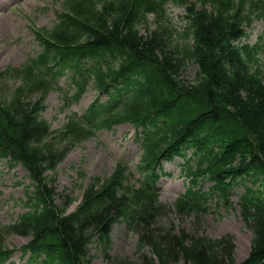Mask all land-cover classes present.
Returning <instances> with one entry per match:
<instances>
[{
	"label": "trees",
	"instance_id": "1",
	"mask_svg": "<svg viewBox=\"0 0 264 264\" xmlns=\"http://www.w3.org/2000/svg\"><path fill=\"white\" fill-rule=\"evenodd\" d=\"M103 1L102 7H90L80 16L61 21L59 42L48 43L45 53L27 65L24 78L30 84L22 98L15 103L0 98V144L23 162L37 184L27 203L30 210L8 232L30 237L27 247L36 254L47 253L48 264H92V242H104L114 222L124 214L127 201H136L134 194H117L120 173L116 172L101 189L91 185L83 204L68 213L74 200L59 194L55 178L47 174L62 161L67 147H42L49 131L37 120L32 103L33 96L41 92L34 87L40 86L39 81L44 84L33 65L48 59L69 65L74 57L109 53L112 59L91 74L98 88L103 80L123 75L134 65L142 68L139 63L146 59L156 62L161 70L142 68L145 77L138 83V94L108 124L129 121L148 125L157 116H169V131L150 145L167 148L183 128L198 121L209 147L217 150L213 154L216 176L242 174L243 182L249 184L241 198V215L252 232L251 252L244 262H236L235 245L228 238L212 243L185 232L181 236L151 229L155 212L153 202L147 201L137 231L152 255L143 256L137 264H157V259L159 264H264V82L258 74H250L252 67L231 45L243 33V17L237 20L224 6L227 1L213 0L209 5L214 10L198 15L195 30L186 33L193 43L181 51L165 31L141 34L128 1L118 9ZM188 60L199 67L192 83L181 79ZM56 194L62 198V207L56 204Z\"/></svg>",
	"mask_w": 264,
	"mask_h": 264
},
{
	"label": "rangeland",
	"instance_id": "2",
	"mask_svg": "<svg viewBox=\"0 0 264 264\" xmlns=\"http://www.w3.org/2000/svg\"><path fill=\"white\" fill-rule=\"evenodd\" d=\"M68 5L76 0H0V74L10 71V67L20 68L30 57H35L40 51L39 44L33 34V29H52L58 21V15L62 11L63 4ZM157 1V0H156ZM167 6V13L171 19L174 31L184 33L193 16L178 6L173 0H162ZM224 6L238 17L244 15L245 24L252 23L250 42L254 43L257 36L264 32V17H257L261 6L264 8V0H227ZM188 3L198 5L199 10L213 11L208 0H187ZM195 19V17H194ZM156 19L154 15L149 16L148 29L143 26L142 32L156 29ZM186 26V27H185ZM175 36H177L175 34ZM261 51V61L264 76V40ZM199 69L193 63H189L184 69V77L192 82ZM1 89H10L18 85L14 79H8ZM58 86L65 91L75 93V88L71 81V74H67L58 79ZM97 92L90 86L82 98L69 107H64V98L60 90H52L46 100V110L42 113L43 119L49 121L54 130L61 129L72 114L82 115L91 103L96 99ZM185 111V109L183 110ZM134 130L130 125L116 127L113 131H101L95 137L81 143L73 148L66 161L58 167L59 183L58 191L62 192L64 187L73 186L75 188L73 199H79L69 212L73 211L80 203L84 189L91 178L100 176L107 178L113 171L117 160H125L134 170L138 161V151L133 145ZM5 164V162H2ZM72 166L82 167L87 174L84 188L81 192V181H77L75 171ZM13 176H9L13 182L9 189L0 186L4 197L0 198V230L12 225L23 211L21 207L24 191L29 184L25 169L19 165L14 168ZM167 174L159 180L157 190L159 201L171 208L176 204L177 199L184 194L189 184V179L184 175L178 176L177 169L168 164ZM184 176V177H183ZM3 185L8 180L2 176ZM208 185L202 186L205 192ZM9 192L11 195H6ZM233 206L229 209L218 207L215 203L204 208L202 214H192L191 217L179 216L169 213L157 221V227L179 229L191 234L200 233L205 239L218 242L222 238H228L235 245L234 258L238 263L243 262L251 251L252 233L245 226L241 219L240 208L237 205L238 193L233 194ZM59 200V198L57 199ZM21 201V202H20ZM168 213V212H167ZM113 238L115 242L114 253L109 254V260L95 249L92 256L96 257L94 264H137L141 256L137 254V243L139 235L128 230L126 225L118 224L114 227ZM28 238L9 235L6 245L9 248H22ZM214 242V243H215ZM21 252H16L14 260L18 262Z\"/></svg>",
	"mask_w": 264,
	"mask_h": 264
}]
</instances>
